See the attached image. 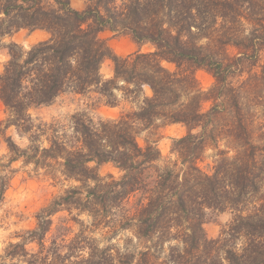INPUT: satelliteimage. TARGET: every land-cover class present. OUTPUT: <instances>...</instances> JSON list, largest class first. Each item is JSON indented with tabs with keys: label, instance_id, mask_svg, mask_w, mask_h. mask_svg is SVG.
I'll use <instances>...</instances> for the list:
<instances>
[{
	"label": "trees",
	"instance_id": "1",
	"mask_svg": "<svg viewBox=\"0 0 264 264\" xmlns=\"http://www.w3.org/2000/svg\"><path fill=\"white\" fill-rule=\"evenodd\" d=\"M72 1L0 0V40L20 29L48 34L27 50L11 42L0 72V132L14 126L30 140L23 149L7 137L0 205L8 166L21 157L78 182L0 249V264H264V0H83L82 9ZM106 30L154 50L119 56L101 36ZM106 58L111 78L101 72ZM199 68L215 79L207 90ZM67 91L130 108L113 119L79 113L67 125H35L31 111ZM157 122L187 128L162 167L157 144L138 141ZM103 163L120 175L101 176ZM212 208L234 213L217 238L203 226ZM73 210L91 225L49 239L53 217ZM96 229L110 243L101 245Z\"/></svg>",
	"mask_w": 264,
	"mask_h": 264
},
{
	"label": "rangeland",
	"instance_id": "2",
	"mask_svg": "<svg viewBox=\"0 0 264 264\" xmlns=\"http://www.w3.org/2000/svg\"><path fill=\"white\" fill-rule=\"evenodd\" d=\"M72 4L75 8L82 9L85 5L83 0H73ZM48 34L44 30L30 31L28 29H20L13 32L11 35L5 36L0 40V72L3 70L5 63L9 60L8 45L11 42L18 43L24 49H28L35 43L45 39ZM101 36L107 41L111 50L119 56H127L131 53L142 51L150 52L154 50L151 43H138L132 35L119 33L116 34L110 30L101 33ZM233 52V49H230ZM166 65L170 68L173 66ZM114 63L110 58H106L102 64L101 72L105 78L113 76ZM195 76L199 81L200 86L207 90L215 82L212 74L205 68L195 70ZM210 102L203 103V109H208ZM130 105L125 101H121L118 106H108L102 102L99 94L86 93L78 94L74 92H64L55 101L49 105H41L34 108L31 113L35 125L42 123H53L55 126L69 124L71 117L75 114H85L94 119H113L117 118L121 111L129 109ZM6 114L4 106L0 100V120L5 119ZM0 132V163H9L12 153L9 150L7 137H11L20 148H28L30 144L29 134H25L16 127L12 126L4 129L1 126ZM187 128L183 124H163L157 122L156 126H152L142 131L138 136L139 143L144 146L146 141L155 142L162 153V158L156 163V166L162 167L168 159L171 158L170 150L173 139L185 135ZM43 145L46 142L44 140ZM223 148V145L220 146ZM213 149L208 150L206 165L211 163ZM11 161V160H10ZM12 169L10 173L11 179L9 188L6 191L5 200L0 205V249L5 247L10 241H19L27 230L33 229L37 225L36 215L41 208L46 206L55 197L61 195L66 189L77 185L78 182L66 177L61 171H49L44 167L37 168L32 163L25 162L24 158H18L12 161ZM98 172L101 176L110 174L119 176V170L112 163H103L98 166ZM153 173V170H151ZM234 213L230 210L209 209L204 219V229L209 238H217L222 229L232 220ZM91 219L87 215H77L72 212H61L53 217V225L48 238L61 241L64 235V241L74 237L81 225H91ZM98 238L101 245L108 244L106 241L105 232L101 229H96L92 233ZM125 232L118 234L111 242H117L124 239ZM29 248L36 249V245L29 244Z\"/></svg>",
	"mask_w": 264,
	"mask_h": 264
}]
</instances>
